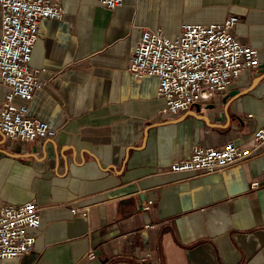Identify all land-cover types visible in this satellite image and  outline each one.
I'll return each instance as SVG.
<instances>
[{"label":"crops","instance_id":"obj_1","mask_svg":"<svg viewBox=\"0 0 264 264\" xmlns=\"http://www.w3.org/2000/svg\"><path fill=\"white\" fill-rule=\"evenodd\" d=\"M59 1L63 18L40 20L31 53L44 84L15 102L60 132H0V206L34 200L40 224L32 250L0 264H264V152L212 173L170 170L194 147L241 144L263 125L264 0ZM232 16L258 66L163 114L157 78L128 70L141 31L172 38ZM6 92L0 81V102Z\"/></svg>","mask_w":264,"mask_h":264},{"label":"built area","instance_id":"obj_2","mask_svg":"<svg viewBox=\"0 0 264 264\" xmlns=\"http://www.w3.org/2000/svg\"><path fill=\"white\" fill-rule=\"evenodd\" d=\"M95 1L114 9L123 0ZM0 14V81L7 87L0 102V132L25 142L54 139L60 130L29 117L27 105L15 99L30 101L44 84L30 66L31 53L40 20L63 18L60 1L0 0ZM235 23L234 16L221 23H184L172 38L145 28L132 51L128 70L136 80L157 78L156 97L163 100V114L186 112L200 101L213 100L245 69L258 66V50L233 35ZM257 151L264 152V123L241 144L229 141L218 148L194 147L189 157L171 163L170 170L212 173ZM39 224V207L34 200L0 206V259L29 253L35 242L30 230Z\"/></svg>","mask_w":264,"mask_h":264},{"label":"water","instance_id":"obj_3","mask_svg":"<svg viewBox=\"0 0 264 264\" xmlns=\"http://www.w3.org/2000/svg\"><path fill=\"white\" fill-rule=\"evenodd\" d=\"M140 197V199H144L145 198V200H146V197H142V196H139Z\"/></svg>","mask_w":264,"mask_h":264}]
</instances>
